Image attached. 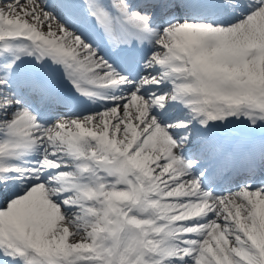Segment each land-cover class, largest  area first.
Masks as SVG:
<instances>
[{
  "label": "snow or ice",
  "instance_id": "6c2138e0",
  "mask_svg": "<svg viewBox=\"0 0 264 264\" xmlns=\"http://www.w3.org/2000/svg\"><path fill=\"white\" fill-rule=\"evenodd\" d=\"M0 264H264V0H0Z\"/></svg>",
  "mask_w": 264,
  "mask_h": 264
}]
</instances>
